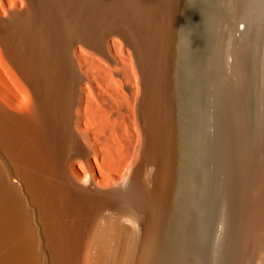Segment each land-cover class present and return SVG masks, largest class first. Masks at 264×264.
I'll return each instance as SVG.
<instances>
[{
    "label": "bare ground",
    "instance_id": "bare-ground-1",
    "mask_svg": "<svg viewBox=\"0 0 264 264\" xmlns=\"http://www.w3.org/2000/svg\"><path fill=\"white\" fill-rule=\"evenodd\" d=\"M37 1L0 0V264H161L182 230L194 232L197 176L169 63L152 62L122 19L150 16L131 3ZM258 204L246 264H264Z\"/></svg>",
    "mask_w": 264,
    "mask_h": 264
},
{
    "label": "rangeland",
    "instance_id": "rangeland-1",
    "mask_svg": "<svg viewBox=\"0 0 264 264\" xmlns=\"http://www.w3.org/2000/svg\"><path fill=\"white\" fill-rule=\"evenodd\" d=\"M40 1L37 2L41 6H127L131 3L130 6L137 5L142 14L150 16V24L143 21L139 26L122 13V19L128 20L142 46L148 49V58L154 63L163 60L169 63L175 118L179 122L184 117L181 125L189 128L195 148L198 203L193 234L188 236L182 230L178 247L169 248L159 262H249L256 252L249 236L255 230L252 221L257 217L258 203L261 205L264 198V187H260L264 172V6L255 0ZM188 19H191L189 29L193 31L191 49L184 47L179 37ZM155 33L156 45L152 40Z\"/></svg>",
    "mask_w": 264,
    "mask_h": 264
}]
</instances>
